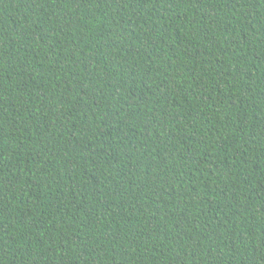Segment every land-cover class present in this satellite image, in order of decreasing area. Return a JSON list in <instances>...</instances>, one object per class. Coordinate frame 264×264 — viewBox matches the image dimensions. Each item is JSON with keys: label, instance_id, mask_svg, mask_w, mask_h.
<instances>
[{"label": "trees", "instance_id": "16d2710c", "mask_svg": "<svg viewBox=\"0 0 264 264\" xmlns=\"http://www.w3.org/2000/svg\"><path fill=\"white\" fill-rule=\"evenodd\" d=\"M0 264H264V0H0Z\"/></svg>", "mask_w": 264, "mask_h": 264}]
</instances>
